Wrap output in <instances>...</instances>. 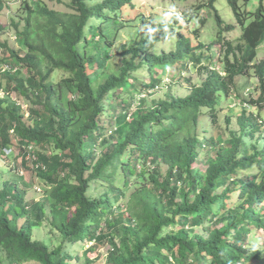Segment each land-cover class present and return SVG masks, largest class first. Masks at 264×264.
I'll use <instances>...</instances> for the list:
<instances>
[{
  "label": "trees",
  "instance_id": "1",
  "mask_svg": "<svg viewBox=\"0 0 264 264\" xmlns=\"http://www.w3.org/2000/svg\"><path fill=\"white\" fill-rule=\"evenodd\" d=\"M237 2L229 0L238 38L224 35L235 28L209 0L220 28L211 43L193 46L198 28L183 36V18L173 16L121 45L117 70L108 63L132 0H69L67 13L26 5L23 26L12 22L17 49L0 43L11 59H0V77L15 97H0V155L16 139L45 189L27 201L17 184L0 186V251L10 264H72L67 245L80 242L91 243L85 264L105 242V264H264V243L251 235L264 233V60L255 63L264 0L255 13ZM5 8L0 0V14ZM162 40L175 48L157 53ZM191 64L205 74L200 82L183 76ZM251 75L257 96L240 105L237 129L229 117L219 123L221 101L238 98L235 79ZM203 116L211 135L200 129ZM42 225L58 232L54 245L33 238Z\"/></svg>",
  "mask_w": 264,
  "mask_h": 264
},
{
  "label": "rangeland",
  "instance_id": "2",
  "mask_svg": "<svg viewBox=\"0 0 264 264\" xmlns=\"http://www.w3.org/2000/svg\"><path fill=\"white\" fill-rule=\"evenodd\" d=\"M5 2L6 8L0 14V26L2 27V30L0 31V43L6 45L9 49H17V43L15 40L16 32L12 22H18L20 26H23V21L19 19V16H22L23 18L26 17V11L24 10L26 2L32 6V9L36 8L39 3L40 5L44 3L49 9L60 13H67L70 11L68 5L69 0H5ZM132 2L133 6H127L121 12L119 17L120 19L129 22V27H125L126 25L122 26V31L118 32L114 39V49L111 53L112 59L108 63V66L114 70H117L120 67L121 60L123 59V56L119 52L121 45L126 44L131 40L138 41L140 38H145V31L156 28L158 24L171 19L173 16H180V18H183L180 23L181 27H179L178 30L183 36L188 37V34L190 31H193V28H198L199 34H197V39L191 42L193 46L196 44H209L214 38H216V36H218L220 28L217 25L213 12L211 13V16H208V8L206 7V4H208L209 0H132ZM259 3L260 0H238L237 2L241 10L248 13H255L259 8ZM214 7L220 18L223 20L224 25H233L235 28L231 32L224 33V35L228 39L238 38L241 34V30L236 25V19L229 4V0H215ZM189 16H191L192 19H187ZM200 18H206L204 25L201 24L199 26ZM185 19H187L188 22H186ZM172 29H175V26H173ZM134 32H137L138 34L135 36L133 34ZM155 48L157 53H164L173 50L175 46L173 41L162 40L155 45ZM213 49L217 52H221L219 45H213ZM9 54L8 50L0 52V59H5L7 57V62H11ZM261 60H264V41L257 49L255 63ZM221 61V55L217 54L212 65L215 68H220ZM3 68H1V70ZM198 68H200L199 65L191 64L186 73H183V76L190 78L193 82H200L201 79H204L205 74ZM155 70L159 71L160 68L155 67ZM172 73H174V71L170 69L169 74L171 75ZM160 75H162V73H160ZM60 77L61 74L59 73L58 79ZM169 78V76L166 77L165 81L169 82ZM6 83V79L2 80L0 77L1 98H7V93L4 91ZM258 85V80L253 75L249 77H237L235 79L233 95H237L238 98L231 96L230 98L221 101L218 108L219 111H217V121L222 124L224 118L229 117L231 120V128L237 129L236 116L242 111L240 105H242L244 101L249 100L251 96H257L256 89L258 88ZM172 91L180 96L187 93L185 90L175 89V87ZM7 99L13 101L15 100V97L11 93L10 97L8 96ZM20 102L27 115L30 103L24 101L22 98L20 99ZM260 114L264 116V111H261ZM200 129L205 135H211L214 129L213 124H211V118L203 116L201 118ZM11 148L12 154L7 158L0 155V186L5 182H13L17 184L20 189L26 190L27 201H39L43 199L45 186L40 182L35 171H32L31 164L28 163L29 168H26L23 165L24 159L21 148L18 146L16 139L11 144ZM199 166L201 169H204L202 161H200ZM165 169L166 166L160 167L161 172H164ZM131 192L132 190L127 193L124 202L128 200ZM197 232H201V229H197ZM251 235L255 238L253 240L254 242L260 238V244L263 245L264 233L259 232V230H254ZM33 238L45 241L50 245L51 242H54V245L60 237L58 232L52 229L49 225H42L33 229ZM89 246H91V243L85 245L82 242L67 245V250L75 257L72 264H85V255L83 252L89 248ZM109 250L110 245L105 242L97 251L89 253L88 258L93 260L95 262L94 264H105V256ZM0 264H10L3 251H0ZM26 264L36 263L32 262Z\"/></svg>",
  "mask_w": 264,
  "mask_h": 264
},
{
  "label": "clouds",
  "instance_id": "3",
  "mask_svg": "<svg viewBox=\"0 0 264 264\" xmlns=\"http://www.w3.org/2000/svg\"><path fill=\"white\" fill-rule=\"evenodd\" d=\"M4 2H5V0H3ZM6 3V2H5ZM26 5L28 4L27 2L25 3ZM25 8H26V6H25ZM25 8H24V10H25Z\"/></svg>",
  "mask_w": 264,
  "mask_h": 264
},
{
  "label": "built area",
  "instance_id": "4",
  "mask_svg": "<svg viewBox=\"0 0 264 264\" xmlns=\"http://www.w3.org/2000/svg\"><path fill=\"white\" fill-rule=\"evenodd\" d=\"M6 152H8V151H6ZM34 165V164H33ZM33 165L31 166V167H33Z\"/></svg>",
  "mask_w": 264,
  "mask_h": 264
}]
</instances>
